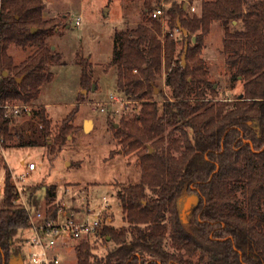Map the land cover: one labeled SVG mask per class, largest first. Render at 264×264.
<instances>
[{
  "label": "trees",
  "instance_id": "obj_1",
  "mask_svg": "<svg viewBox=\"0 0 264 264\" xmlns=\"http://www.w3.org/2000/svg\"><path fill=\"white\" fill-rule=\"evenodd\" d=\"M187 9L188 3H181L167 10L171 28L178 29L180 22L187 31L185 35L178 30L183 54L189 45L185 65L175 55L178 42L172 33L166 35L165 46L156 35L161 17L151 16L156 31L141 23L115 32L109 67L117 70V88L128 100L141 101V110L132 118L123 115L118 126L114 123V136L126 155H138L142 178L118 193L130 237L126 229L105 227L102 236L114 246L100 257L81 241L77 264H264V0L249 5L246 0H207L200 15H190ZM45 10L43 0H0V105L33 102L52 79L48 65L60 55L47 39L59 27L55 19L44 18ZM214 22L225 28L223 52L233 81L245 82L243 93L226 101L217 100L203 57ZM240 22L242 29L231 30ZM13 45L37 49L16 65L9 54ZM164 59L172 100L160 106L152 98L160 92L157 80ZM81 83L90 88L87 66ZM9 114L0 108L4 143L13 139ZM35 115L50 137L53 123L46 107L40 105ZM67 128L64 123L59 128L56 145H63ZM4 168L0 264L21 254L19 247H12L16 239L24 240L29 226V213L15 203L12 174L7 165ZM191 195L198 201L185 210ZM26 199L36 210L44 199L47 212L56 214L62 208L55 203V186H28ZM167 234L171 250L165 245Z\"/></svg>",
  "mask_w": 264,
  "mask_h": 264
},
{
  "label": "rangeland",
  "instance_id": "obj_2",
  "mask_svg": "<svg viewBox=\"0 0 264 264\" xmlns=\"http://www.w3.org/2000/svg\"><path fill=\"white\" fill-rule=\"evenodd\" d=\"M159 1L43 0L46 5L44 18L55 19L59 27L48 37L47 43L60 55V59L48 65L52 79L42 86L38 99L26 103L28 110H22L18 115L9 114L13 139L4 143L0 137V179L4 176V165H7V170L12 175L19 176L26 174L28 164L34 162L37 169L28 174L25 185L55 186V203L65 211L90 209L95 214L106 198L112 214L111 227L117 231L126 229L130 237L132 229L124 219L118 193L125 187L141 182V165L136 153L126 155L122 151L114 136L113 124H119L123 115L132 118L139 113L141 101L128 100L117 88V70L115 67H109L115 46L114 35L116 31L135 28L141 23H146L156 31L151 14L154 8L162 6L164 14L161 20L159 19L160 22L157 21L160 31L156 35L165 46L166 35L172 33L178 42L175 55H179L178 59L181 60L183 34L178 29L171 28L167 10L172 5L188 3V13L200 15L202 2L207 0ZM246 1L249 5L255 0ZM242 28V22L231 25L233 31ZM224 38L223 24L214 22L211 33L205 39L203 50V57L210 72V82L217 91V100L221 101L241 95L245 83L243 78L234 81L232 79L233 70L227 65L226 54L223 52ZM36 49L37 46L34 45H13L9 54L18 65ZM187 63L186 56L185 64ZM163 65V71L157 80L160 92L152 98L160 106L165 100H172V90L166 85L165 59ZM86 66L91 77L88 89L81 83ZM94 85L96 89H93ZM84 90L88 92L83 94ZM112 96L118 100L112 99ZM9 103L24 105L20 101ZM40 105L46 107L48 117L53 123V133L50 137L43 134L41 122L35 115ZM87 120L92 121L89 131L84 128ZM63 123L68 128L63 132L64 143L59 146L55 144L54 137ZM191 197H187L185 203L187 200L193 203L195 199ZM41 206V209H47L45 199L42 200ZM23 233L27 237L31 236L30 230L26 229ZM168 235L165 245L170 249ZM15 241L12 250L20 247L23 242L17 239ZM79 243L80 241L71 242L62 250L68 264H77ZM90 243L92 252L100 257L105 256L114 246L103 237ZM1 253L4 255L3 251Z\"/></svg>",
  "mask_w": 264,
  "mask_h": 264
},
{
  "label": "built area",
  "instance_id": "obj_3",
  "mask_svg": "<svg viewBox=\"0 0 264 264\" xmlns=\"http://www.w3.org/2000/svg\"><path fill=\"white\" fill-rule=\"evenodd\" d=\"M194 11L195 8L191 7ZM164 9L153 11L152 17H162ZM81 20V19H80ZM1 78V74H0ZM112 99L118 98L112 96ZM0 108L6 109L9 113L18 115L22 110L27 111V105L10 104L0 105ZM37 165L30 162L27 166L26 174L19 176L12 175V181L15 185V194L17 199L15 203L26 209L29 213V226L27 230L31 231V236L24 235V240L20 243V251L25 264H68L58 254L63 246L71 242L97 241L102 238V231L105 227L112 225V214L108 208L109 202L105 198L103 205L95 214L87 211H65L62 208L55 214L53 211L47 212V209L36 210L32 208L26 199L27 185L24 181L29 173L35 171ZM6 171L0 179V201L5 196Z\"/></svg>",
  "mask_w": 264,
  "mask_h": 264
},
{
  "label": "water",
  "instance_id": "obj_4",
  "mask_svg": "<svg viewBox=\"0 0 264 264\" xmlns=\"http://www.w3.org/2000/svg\"><path fill=\"white\" fill-rule=\"evenodd\" d=\"M178 27H179L178 30H180L183 34L187 35V31L184 30L183 28H181L180 22H178ZM35 31H36V29H33V32H35ZM193 42H196V37L193 38ZM188 47H189V45L186 43V45H185V52H184V54L182 56L183 65H185V57H186V54H187V51H188ZM4 74L6 75V72ZM18 81H21V79H19ZM93 89H96V86L95 85L93 86ZM87 92H88L87 90H84L83 91V94H86ZM156 92H158V89L156 90ZM91 124H92V121L91 120L85 121V124H84L85 131H89L90 130ZM115 126H118V124H115ZM191 196L195 200H194L193 203H190V201L187 200V202L185 203V210L189 209L193 204L197 203V201H198V197L196 195H191ZM7 264H25V263H24V260H23L22 255L19 253L18 255L12 256L9 259V261H8Z\"/></svg>",
  "mask_w": 264,
  "mask_h": 264
},
{
  "label": "crops",
  "instance_id": "obj_5",
  "mask_svg": "<svg viewBox=\"0 0 264 264\" xmlns=\"http://www.w3.org/2000/svg\"><path fill=\"white\" fill-rule=\"evenodd\" d=\"M236 24H238V23H236ZM78 211H82V210L77 209V210H75V211H73V212H78ZM67 246H68V245H67ZM67 246H63V248L61 247L62 249L60 248V250H59V252H58V254H59V255L62 257V259L65 260V261H67V260L65 259V254L63 253L62 250H63L65 247H67Z\"/></svg>",
  "mask_w": 264,
  "mask_h": 264
}]
</instances>
